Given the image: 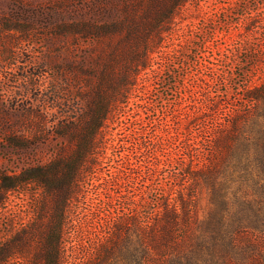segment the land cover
<instances>
[{"label": "rangeland", "instance_id": "1", "mask_svg": "<svg viewBox=\"0 0 264 264\" xmlns=\"http://www.w3.org/2000/svg\"><path fill=\"white\" fill-rule=\"evenodd\" d=\"M128 1L0 0V174L48 165L67 146L59 130L79 132L92 112H102L97 105L92 110L96 88L106 81L119 87L123 78L120 64L110 60L114 48L118 57L128 50L126 31L117 29L128 19ZM149 5L132 8V27L144 26ZM6 26L23 31H1ZM96 26L111 35H82ZM168 27L163 20L154 33L133 35L145 68L129 77L133 87L124 103L120 90L110 94L97 144L78 169L62 224V264H87L115 226L122 228L121 247L110 264H123L126 255L127 264H135L137 225L148 226L157 203L180 186L170 150L182 154L183 148L174 149L168 139L205 138L211 122L200 117L211 97L226 93L224 100L236 101L246 84L264 80V71L254 72L259 68L252 77L247 73L249 47L264 44V0H195ZM201 189L195 207L200 221L210 208L208 191ZM42 195L35 186L11 193L0 208V232L12 220L29 225ZM31 257L9 264H30Z\"/></svg>", "mask_w": 264, "mask_h": 264}, {"label": "trees", "instance_id": "2", "mask_svg": "<svg viewBox=\"0 0 264 264\" xmlns=\"http://www.w3.org/2000/svg\"><path fill=\"white\" fill-rule=\"evenodd\" d=\"M194 1L141 0L135 4L129 0L128 19L117 28L126 31L128 50L118 57L115 53L119 50L114 48V58L110 60L112 64H120L123 78L119 87L106 81L96 88L92 110L97 105L102 112L97 114L91 110L89 123L79 132L71 128L59 130L57 136L67 140V146L58 150L48 165L27 168L18 174H0V208L11 193L21 192L28 186H35L43 193L29 225L22 226L12 220L3 227L0 264L30 255V264H62V224L66 202L77 191L78 169L97 144V129L107 119L111 106L110 94L120 90L124 103L133 87L129 77H135L145 68V59L136 56L138 45L133 35L154 33L163 20H166L167 32L180 9ZM147 3L151 8L143 15L146 23L132 27L137 24L132 8ZM164 6L165 13L161 14ZM10 30L23 31L8 26L1 31ZM83 31L85 37L111 35L104 27H88ZM249 53L252 70L247 73L252 77L254 69L259 68L255 73L264 71V44L260 49L249 47ZM226 95L211 97L207 112L200 117L211 122L208 136L201 135L196 143L176 135L168 139L174 149L181 145L183 148L182 154L174 152L172 147L170 150L180 167L173 173L180 186L175 195L157 203L148 226L137 225L135 264H264V80L257 85L246 84L236 101L224 100ZM202 187L208 191L210 208L200 221L195 207ZM114 228V236L87 264L117 261L121 247L117 239L122 228ZM123 260L127 264V255Z\"/></svg>", "mask_w": 264, "mask_h": 264}]
</instances>
